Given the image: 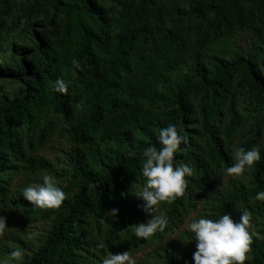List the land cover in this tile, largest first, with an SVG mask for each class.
Masks as SVG:
<instances>
[{
    "label": "trees",
    "instance_id": "16d2710c",
    "mask_svg": "<svg viewBox=\"0 0 264 264\" xmlns=\"http://www.w3.org/2000/svg\"><path fill=\"white\" fill-rule=\"evenodd\" d=\"M13 5L0 0V50H12L0 62V216L8 225L0 264L15 249L24 255L12 264H102L142 246L152 253L136 264H194L195 234L181 228L189 215L238 221L245 208L255 231L245 264H264V201L255 199L264 191V28L254 26L246 48L227 59L206 60V37L189 46L182 33L192 19H210L217 34L232 30L244 5L263 9L264 0H24L18 20L3 18ZM57 78L71 81L67 95L55 90ZM11 81L20 87L6 89ZM239 93L259 110L242 132L248 116L236 111ZM169 124L183 137L176 163L196 173L183 197L152 213L135 194L145 183L143 151L160 147L159 130ZM55 136L67 145L51 159L43 150ZM238 138L237 147H258L261 160L218 186ZM44 174L67 194L58 209L23 197ZM159 212L169 220L165 231L137 238L132 225ZM37 223L48 228L35 236Z\"/></svg>",
    "mask_w": 264,
    "mask_h": 264
},
{
    "label": "clouds",
    "instance_id": "9594fccd",
    "mask_svg": "<svg viewBox=\"0 0 264 264\" xmlns=\"http://www.w3.org/2000/svg\"><path fill=\"white\" fill-rule=\"evenodd\" d=\"M76 68L81 65L76 59L72 60ZM71 81L57 78L55 90L64 95L68 94ZM76 109L83 108L77 103ZM160 147L151 145L143 151L142 176L145 183L142 191L135 193L145 201V209L156 212L161 203L171 204L177 198L185 195L188 188L186 177H192L196 169L183 162L176 163L175 153L183 142V137L178 133L175 125L169 124L161 128L158 133ZM129 152L128 156H134ZM232 166L226 169L229 176H242L246 170L251 169L255 163L261 160L258 147L246 150L244 147H235L232 150ZM43 183H33L22 191L23 197L39 208L58 209L67 194L58 187L51 175L44 174ZM256 200L264 201V191L258 192ZM119 209L108 210L109 215L116 217ZM253 217L251 212L245 208L240 210L238 221L233 220L230 214H223L218 219L201 217L193 219L188 224V230L195 234L196 251L193 253L194 264H245L250 260L251 245L254 226L251 224ZM169 224L164 212L153 214L147 222L133 224L132 228L137 238L148 239L157 232L163 233ZM8 225L6 217L0 216V237L5 235ZM250 229L252 231H250ZM23 252L20 249L11 251V259H6L3 264H12L13 261H21ZM102 264H136L135 258L126 250L120 253H110L104 257Z\"/></svg>",
    "mask_w": 264,
    "mask_h": 264
},
{
    "label": "rangeland",
    "instance_id": "374dc122",
    "mask_svg": "<svg viewBox=\"0 0 264 264\" xmlns=\"http://www.w3.org/2000/svg\"><path fill=\"white\" fill-rule=\"evenodd\" d=\"M14 2H15V6L13 5L11 9V16L9 15L4 17L3 15V18H6L7 20H11L12 18L14 21H16L22 16L21 5L24 2V0H14ZM241 17L242 19L240 20V24L235 23V26L232 28V30L222 31L218 34L215 32L216 30L210 19L205 20L203 22L194 19L186 20L184 22V27L182 28V33L186 37L187 45L189 46L192 45L194 39H196V41L197 40L200 41L202 39L201 35L205 36L206 39L203 42V46H202V52L204 56L209 54H216L219 56H223L224 58L227 59L246 48L250 36L255 34L253 28L254 26H260V27L263 26L264 28V8L261 9L258 8L257 6L244 5L241 11ZM22 20L23 19L21 18L20 24ZM257 23L261 25H257ZM11 55H12V50L10 45L9 44L4 45V51L0 50V62L4 59L10 60ZM205 59L208 60L206 56ZM18 87H20L18 83L11 81L6 84L5 88L10 91H13L16 90ZM236 96L238 101L236 105L237 113H241L248 116V121L245 122L240 128L239 132H242L247 129L248 124L253 120V116L259 110L255 100L248 99L242 93H239ZM239 141L240 138L235 140L233 144H231V146L229 147L231 156H232V150L235 147H237ZM262 141L263 139L261 138L260 143ZM66 145L67 144L64 137L55 136L45 146L43 153L46 154L48 158L55 159L56 155L62 153L59 151V148H64ZM62 164L64 163L60 162L59 165ZM247 171L248 170H246L243 173L242 175L243 177H246ZM228 177L229 175L227 174L226 170L220 169V171L216 173L217 185L223 186ZM198 206H202V204ZM193 219H195V216L192 213L186 219V221L184 222L181 228L188 229V224ZM47 228H48L47 223H37L33 227V235L36 236L41 232H43L44 230H46ZM169 238H175V239L179 238V230L172 233L171 237L169 236ZM151 253H152V246H142L141 249L132 256L135 258L136 261H140L149 258Z\"/></svg>",
    "mask_w": 264,
    "mask_h": 264
}]
</instances>
